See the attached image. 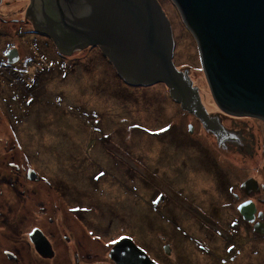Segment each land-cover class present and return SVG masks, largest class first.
Listing matches in <instances>:
<instances>
[{
    "label": "rangeland",
    "instance_id": "rangeland-1",
    "mask_svg": "<svg viewBox=\"0 0 264 264\" xmlns=\"http://www.w3.org/2000/svg\"><path fill=\"white\" fill-rule=\"evenodd\" d=\"M7 2H10V0H0V3H2L0 15L6 17L11 6L14 15L19 13L21 8L24 11L22 14L25 15L23 19L26 21L22 23L20 30L18 26L14 27L9 21L5 25H0V30L3 32V35L0 36V53L9 50L7 57H0V128L6 130L4 135L0 131V264H57L56 261H52L55 254L53 253L50 256L47 250L48 256L39 250L41 255L47 257V261L36 263L34 260L38 261L35 256L37 253L33 250H27V255L31 257V260L28 257L25 258V250L21 249L19 245L20 241H23L21 225L24 224V227L30 230L31 227L39 225V219L42 215L53 218L56 214H59L57 211L60 210L61 218L65 213H74L75 215L71 219L84 227L87 220L93 218L91 210L93 205L91 207L88 205L94 204V202L99 203L96 205V211L99 214L101 208L107 203L104 210L111 214L110 217L106 218L108 222L115 220V215L120 210L123 202H128L131 199L139 210L144 209L146 204H149L147 202L149 185L138 174L135 177L141 181L140 189L146 196L142 200L130 196L124 188L118 189L117 187L107 186L109 183L107 175L95 182L102 186V189L96 188L94 191H89V193L84 189L80 193L73 192V188H84L87 186L86 184H90L88 178L84 177L82 173L85 172L88 175L89 170L93 168L97 172L96 176H102L104 172L100 168L111 167V163L103 156L99 161H94L91 154L84 151L79 155L81 170L78 171L74 166L72 168L69 165L68 159L73 162L74 160L72 156H69L68 140L73 137L70 131H76L71 126H69V129L67 127L66 123H72L70 118L64 117L65 124H59L60 119H62L60 112H48L46 109L36 107L41 103L39 99L43 98L40 96L42 93L44 98L53 99L56 104L61 105L65 110L67 104L79 106L82 98L84 102L87 101L89 108H98L99 112H102L105 117L95 124L91 130L95 137L103 132L110 135L113 133L112 138L105 142L106 147L109 144H116L117 137L121 135L135 133L134 130L129 129L126 132V127L130 126L131 122L138 121L144 130L139 132L140 138L133 144L136 150L128 146L127 140H125V144H120L117 147L125 152L124 148H126L131 151L130 155L132 157L135 158L136 156L137 160L147 162L148 169L151 171L156 170V172H153L154 175L159 174L158 178H155L154 184L164 190L168 187L166 184L170 182L175 191L181 192L178 193V196L183 200L169 194L171 197L185 205L189 203L192 207L201 209L208 220L214 217L218 219L211 212L204 213L205 209H211L213 205H216L215 201L219 200V193L212 177L193 172L192 167L193 162H196V153L191 147L194 145L185 143L184 147H180L179 151L175 152L177 147L165 148V143L159 144L152 141L149 134L150 132H160L162 124H149L144 115L152 109L156 113H161L163 110L168 112L170 102L173 103L168 87L160 83L143 89L128 88L129 94L125 91L118 92L120 86H126L117 78L115 71L108 66L105 68V75L101 76L106 58L102 55V52L101 55L95 51L90 52L97 49L101 50L99 47H89V50H82L69 56L63 55L54 40L48 38L45 35L47 33L43 32L45 34H41V31L34 30L31 21L26 18L31 0H18L19 3L11 4L10 7L6 5ZM159 2L172 26L175 42V66L187 70L193 82H195L194 86L201 90L203 107L206 109L210 121H213L216 117L223 125L225 124L231 129L228 130L229 132L239 137L237 143L229 147V151H222L219 150V144L214 133H209L205 129L206 127H202L200 130L196 127L197 133L194 141L203 140L205 144L206 142L212 143L210 154L213 161L223 171H229L232 178L233 176L241 179L254 178L262 180V184H264V121L247 115L225 116L219 110L212 98L204 74L201 51L196 37L188 29L173 0H159ZM9 17L18 16H12L10 13L7 19H10ZM27 20L30 23H27ZM13 51L20 53L21 61L17 65L18 70L6 69V65L12 61L8 58L10 54H16ZM28 55L29 57L24 59ZM3 61H6L7 64ZM16 62L17 58L15 57L12 63ZM61 75L66 77L65 81H60ZM93 87L101 92L96 93ZM208 109L211 111L210 113ZM219 111L221 113H217ZM188 112L192 114L190 111ZM123 116H126L127 119L123 120L121 124H117L116 121L108 122L111 119H121ZM202 121H200L201 124ZM51 123L52 125H50ZM118 125L123 127L122 131H119L121 127H118ZM207 129L212 130L208 127ZM90 135L91 132H88L84 136ZM139 141L144 146H138ZM87 144L90 149L103 143L87 141ZM258 144L260 148L256 150ZM147 147H154L151 154L146 153L145 149ZM111 149L119 154L123 153L118 152L114 147H111ZM156 149L162 155V158H159L160 164L155 162ZM169 150L171 151L168 155ZM237 150H240L241 153L239 154ZM13 156L16 157L18 163L16 164L20 167L19 169L8 165L9 161L13 160ZM64 156L67 158H64ZM27 165L38 170V173L42 174V180L40 184L37 182L39 185L36 187L39 197H26L25 199H28L26 203L19 201L15 196L16 194L13 193L15 191L12 188H19V185L16 186L18 183L13 186L12 182H8L6 178H16V173L13 174L14 170L16 172L17 170L21 171L22 166ZM166 166L169 167L168 173L165 171ZM72 174L73 186L65 185L63 180H69ZM174 174H178V179L173 178ZM116 175L118 178L124 176L118 173ZM226 176L224 174L222 178ZM144 178L148 179L147 175L144 174ZM47 180H55V183L49 184ZM233 182L236 181L233 180ZM235 193L240 194L237 190H235ZM245 193L249 198H252L254 192L247 190ZM229 194L232 196V193L229 192ZM260 197L264 199V196ZM241 199L243 198L239 197L237 200ZM237 203L239 202L235 201V206ZM156 205H159L158 201ZM247 207L248 205H241V213ZM160 208L162 209V206ZM156 209L160 210L159 208ZM261 210L263 211L264 207ZM149 212L148 210L147 214ZM237 216V214L231 218H225L224 216V219L230 222ZM116 225L115 220L113 228L99 232L95 238L102 239L103 244H108L112 240L116 242L125 236L136 237L134 232L122 225ZM232 230L229 227L228 231L231 232ZM206 234L207 230L199 240H204ZM142 236L148 237L146 234H142ZM95 238L91 231L84 230L82 241L87 248V252L90 251L100 257L91 264H104L105 260L101 258L100 249L94 247ZM211 243L215 245L212 240L208 242L209 245ZM221 248L224 247L221 245ZM15 249H19L20 255L12 252ZM201 258L208 264L207 259ZM231 262L232 264H264V237H253L244 240L241 249L233 254ZM226 264H229V261H226Z\"/></svg>",
    "mask_w": 264,
    "mask_h": 264
},
{
    "label": "flooded vegetation",
    "instance_id": "flooded-vegetation-1",
    "mask_svg": "<svg viewBox=\"0 0 264 264\" xmlns=\"http://www.w3.org/2000/svg\"><path fill=\"white\" fill-rule=\"evenodd\" d=\"M34 1L35 0H31V12L33 6L35 5ZM28 16L30 17L29 12ZM46 17L50 18L49 20H47L48 23L51 22L50 20H55L52 19L50 15ZM30 19L33 28L35 27V29L37 30V27L39 26L43 29L40 30L41 34H45L43 32H47V28L44 25L45 20H43L40 15L32 16ZM24 21L26 20H14L12 24L14 27L18 26L20 30V26ZM0 22L5 25V20H3L2 18H0ZM40 22H42V24H39ZM27 23H30V21L27 20ZM26 25L27 24L25 23V26ZM2 35L3 32H0V36ZM45 35H47L48 38L52 39L51 35L48 32ZM88 48L89 47H86V44L82 46L83 50H89ZM8 51L0 53V57H7ZM94 51L101 55L98 49L92 50L90 52ZM17 54L18 56H20V53ZM20 61L21 57L15 64L16 69L10 68L9 65H6V69L18 70L17 65ZM5 63L7 64L6 61ZM106 66L114 70V67L110 64V62L105 59V64L103 65L104 70L102 71L101 76L105 75ZM19 74L24 75L23 73ZM65 80L66 77L64 75H61L60 81ZM128 88L132 87H126V89ZM94 90L98 94L101 92L96 90L95 88ZM120 91H125L127 94H129L128 91L125 90L122 86L118 88V92ZM169 95L171 100L173 101V104L176 106V112L174 114H176L177 112L178 114L170 115L165 110H163L161 113H156L154 109L148 111V113L144 116L147 118L149 124H162V126H160L162 128L160 132H150L149 134L151 135L152 141L158 142L159 144L165 143V148L171 149L172 147H177L175 152H178L180 147H184L185 143H187V145H194L193 147H191L196 153V162H193L192 167L193 172L203 173L204 175L212 177L215 180L216 190L219 193L218 199L220 201L216 200V205H213L211 209H205L204 213L211 212L214 216L218 217V219L214 217L208 220L202 213L201 209H196V207H192V205L189 203L185 205L182 202L171 197L169 194L175 195L179 200L182 199L178 196V193L181 192L175 191L173 185L171 186L170 182L166 184L168 187L163 190L160 187L156 186L153 182L145 179L128 163L120 159L115 154V152L110 149L109 146H105V140L103 139L104 132L98 137H95L91 130V128L95 126V118L93 113H97L98 121L103 118V115L100 114L98 108H89L87 101L84 102L82 98L81 104L79 106L67 104V109L65 110L61 105L56 104L53 99L44 98V94L42 93L40 96L43 98L39 99L41 103H39V106L36 105L37 108L46 109L48 112H60L62 114L60 116L63 119H60V125L65 124L64 117L70 118V120L72 121V123H66L68 129L69 126H71L76 131H70L73 137L71 140H68L67 145V147L70 149L69 156H72L74 160L73 162L68 159L69 165L72 168L74 166L76 170H81L79 155L84 151L89 152L91 154V158L94 161H99L103 156L110 163H115L117 165L115 170H112L110 167L100 168V170L104 172L102 176H96L97 172L93 170V168L89 170L88 175L85 174V172H81L84 177L86 176L88 178L90 184H86L87 186H85L84 188H73V192L80 193V191L84 189V191H87V193H89V191H94V189L96 188L102 189V186H99L95 182L102 179L103 176L107 175V179L109 182L107 186L124 188L125 190H127L130 196L142 200L146 196L140 189L141 181L137 180L135 177V175L138 174L140 178L144 179L149 185L147 202L151 205L146 204L144 209L139 210L137 209L135 202L131 199L128 202H123V204L121 205V209L115 215L116 224L129 228L130 231L135 233L136 237L125 236L117 240L116 242L115 240H112L108 244H103L101 242L102 239L98 240L95 238L99 232L101 233V231L105 229L109 230L113 228L115 224V220L111 222L106 221V218L111 216V214L104 210V206L106 205V203L103 208H101L100 214L98 213V211H96V205H98L99 203L97 204L93 201L94 204L88 205L90 207L93 205L91 208L93 218L88 219L84 227H82L78 222L71 219L72 216L75 215L74 213H65L61 218L60 210L57 211L59 214H56L53 218L42 215V217L39 219V225L31 227L30 230L27 227L25 228L24 224L21 225L23 241H20L19 245L21 249L25 250V258L28 257L31 260V257L27 255V250H33L37 253L35 256L37 257L38 261L34 259L33 260L36 263L44 262L47 261V257L41 255L40 251L47 256V251H49L50 256H52L53 253L55 254V256L53 255L52 261H56L55 263L57 264H86V262L88 261L89 262L87 264L94 263L98 259H100V257L96 254H92L90 251L88 253L87 248L82 241L84 230H89L93 233V236L95 238L94 247L96 246L100 249L101 258L105 260L104 264H118L110 256V254L113 247L124 238L131 239L139 248L144 250L154 264H206L201 257L207 259L208 264H226V261H229V264H232V256L241 249L244 240L252 239L253 237H264V210H261V208L264 207V199L260 197L264 196V184H262L263 181L258 179H254L255 181H253L257 184H261L260 188H255L253 185L245 186V183L248 179H241L234 176L232 178L229 171H223L221 167H217L218 164L213 161L212 155L210 154L212 143L206 142L205 144L203 140L194 141L197 133L196 127L199 128V130L202 127H206L205 129L209 131V133H214L220 150L225 151L223 149V146L226 143H234L232 139L233 133L223 129L224 125L216 117H214L215 119H213V121H210V118H208L206 122H203L198 117L183 111L181 102L173 99L170 92ZM217 113L221 112L219 111ZM125 119H127V117L123 116L121 119H111V121H116L117 124H121V122H123V120ZM200 121H202V124L200 123ZM131 123V131H135V133L132 134L131 138H140L139 132L143 131L144 129L140 126L138 121ZM210 123L214 125L211 131L207 129ZM50 125H52V123ZM128 126L126 127V130H128ZM118 127L122 126L118 125ZM190 128H192V132L190 131ZM135 129H141V131ZM88 132H91V135L84 136ZM86 140L89 142L103 144L95 145L89 149ZM140 146H144V144L140 143ZM113 147L117 149L118 152H123L122 154L127 159L131 160L134 164L144 169L154 179L158 178V173H156V175L153 174V172H156V170H149V166L141 165L137 161L136 157H132L130 154L122 151L121 148L117 146ZM148 149L153 152L154 147H147L145 149L146 153H148ZM170 151L171 150L168 151V155ZM64 158L67 157L64 156ZM159 158H162V155L161 153H159L158 149H156V164H160ZM16 163V157L13 156L12 163H10L9 166L19 169L20 167L17 165L18 163ZM22 165H24V163H22ZM168 170L169 167L166 166V173H168ZM15 173L17 175L15 176L16 178L13 179L7 177L6 180L8 182H12L11 184L13 186L18 183L16 184V186L19 185V188H12V190L15 191L13 193L16 194L15 196L18 198V200L27 203L28 199L26 200V197H39V193L37 192L36 187L41 183L42 174H39L38 170H35L28 165L22 166L21 171L17 170L16 172V170H14L13 174ZM116 173L123 174V178H118ZM224 174H226L227 176L222 178ZM173 178L178 179V174H174ZM126 180L128 181L124 182ZM233 180H235L236 182H233ZM54 181L55 180H47L49 184L55 183ZM37 182L39 184H37ZM63 182L65 183V185L73 186V174L69 180H63ZM235 190L239 191L240 194H236ZM247 190H252L254 192L252 198H249L245 193V191ZM229 192L232 193V196L229 194ZM258 193L259 195L257 196ZM239 197H242L243 199L237 200ZM234 200L239 202L236 204V206ZM157 201L159 202V205H156ZM241 205H248V209L250 212L249 215H242L240 211ZM161 206L162 209L160 208ZM156 208H159L160 210H157ZM148 210L150 212L147 214ZM42 213L44 214L45 212ZM235 214H237L238 216L230 222H227L224 219V216L225 218H231ZM138 216H140L139 220L136 219ZM229 227L233 229L231 232L228 231ZM206 230L207 234L204 240H199L200 238H202L201 236L205 234ZM142 234H146L148 235V237H143ZM211 240L215 243V245H213L212 243L210 245L208 244V242ZM221 245L224 247L223 249L221 248ZM12 252L20 255L19 249H15V251ZM91 259L92 261L90 262Z\"/></svg>",
    "mask_w": 264,
    "mask_h": 264
},
{
    "label": "water",
    "instance_id": "water-1",
    "mask_svg": "<svg viewBox=\"0 0 264 264\" xmlns=\"http://www.w3.org/2000/svg\"><path fill=\"white\" fill-rule=\"evenodd\" d=\"M173 1L198 41L204 74L219 110L230 116L247 115L264 121V0ZM34 3L26 18L31 21L32 16L40 15L45 20L47 32L61 54L78 53L84 44L99 47L126 84H165L171 97L181 102L187 112L207 121L190 73L174 64L172 26L159 0ZM48 15L55 20L48 23ZM40 30L43 29L38 26ZM15 57L17 52L8 58ZM212 127L210 123L208 128ZM233 145L224 146L228 149ZM250 184L246 182L245 186ZM121 251L134 252L144 264H152L131 239L117 243L110 256L118 264H135L120 255Z\"/></svg>",
    "mask_w": 264,
    "mask_h": 264
},
{
    "label": "bare ground",
    "instance_id": "bare-ground-1",
    "mask_svg": "<svg viewBox=\"0 0 264 264\" xmlns=\"http://www.w3.org/2000/svg\"><path fill=\"white\" fill-rule=\"evenodd\" d=\"M18 0H10V2H7L6 3V5L7 6H9L10 7V5L11 4H16V3H19V2H17ZM22 2V1H21ZM9 3V4H8ZM1 5H2V3H0V7H1ZM24 11L20 8V12L19 13H17L16 15H14V13H13V7L11 6L10 8H9V11H8V13H7V15H6V17H4L3 15H0V18H2L3 20H5V22H4V24H7L8 23V21L9 22H11V23H13L14 22V20H16V21H18L19 19H23L24 17H25V15H23L22 13H23ZM11 13V15L12 16H18V17H9L10 19H7V17H8V15ZM20 16H23V17H20ZM169 19V18H168ZM170 21V20H169ZM1 24H3L2 22H0V25ZM2 30H0V32H1ZM29 57V55L27 56V57H25L24 59H27ZM17 61L19 60V56H18V54H17ZM1 60V59H0ZM13 61V60H12ZM12 61H11V63L10 64H7V65H9V67L10 68H15V64L17 63H12ZM5 62V61H4ZM194 84H195V82H194ZM198 90V89H197ZM201 90H198V92H199V98H200V102H201V104H202V106H203V101H202V98H201V92H200ZM210 94V93H209ZM211 95V94H210ZM205 111H206V109H205ZM176 112V106L172 103V102H170V105L168 106V114H174ZM207 112V111H206ZM208 112L210 113L211 111L208 109ZM224 128L228 131V130H231L229 127H227L225 124H224ZM0 131H1V133H2V135H4V134H6V130L4 129V128H0ZM233 136V138H234V143L236 144L237 143V141L239 140V137L238 136H236V135H232ZM224 148V150L225 151H229V149L230 148H226L225 146H223ZM259 144H258V146H257V148H256V150H259ZM220 150V149H219ZM148 151V154H151L152 152H151V150L150 149H148L147 150ZM237 152L240 154L241 153V151L240 150H237ZM252 179V180H251ZM251 179H248L246 182L248 183H251L250 185L252 186H254L255 188H260V186H261V184H257V183H255V182H253V180H254V178H251ZM257 180V179H256ZM255 181V180H254ZM250 214V212H249V210H247V209H244V211H242V215H245V216H247V215H249ZM137 220H139L140 219V216H138L137 218H136ZM143 226H145V225H143ZM125 248H127V249H129L127 246L125 247ZM120 255H122V256H127V258H126V260L127 261H129L130 263H135V264H144L145 263V261L143 260V258H141L140 256H138L137 254H135L134 252H128L127 254H124V251H121V254ZM147 264V263H146Z\"/></svg>",
    "mask_w": 264,
    "mask_h": 264
},
{
    "label": "clouds",
    "instance_id": "clouds-1",
    "mask_svg": "<svg viewBox=\"0 0 264 264\" xmlns=\"http://www.w3.org/2000/svg\"><path fill=\"white\" fill-rule=\"evenodd\" d=\"M99 50V49H98ZM100 51V53L102 52L101 50H99ZM102 55L107 59V61L108 62H110V64L114 67V65L111 63V61L108 59V57H106L105 55H104V53L102 52ZM114 71L116 72L115 74H116V76H117V78L119 79V80H121V82L126 86V87H132L133 88V86H130V85H128V84H126L124 81H123V79L119 76V74L117 73V71H116V69H115V67H114ZM193 81V80H192ZM194 83V82H193ZM125 90H127L126 89V87H124V86H122ZM149 87H153V86H147L146 88H149ZM137 88H143V87H137ZM196 89H198L197 87H195ZM199 90V89H198ZM170 92V91H169ZM126 105V104H125ZM124 105V106H125ZM183 111H185V112H187L184 108H183ZM189 113V112H188ZM100 114H102L103 115V113L101 112ZM208 114V113H207ZM93 115H94V118H95V124H97L99 121L97 120V113L96 112H94L93 113ZM226 115V114H225ZM105 116L103 115V118H104ZM109 121H111V120H108V122ZM124 123H128V122H124ZM122 129H123V127H121V129L119 130V131H122ZM128 129L129 130H131L132 129V125H130V126H128ZM191 129L192 128H190V131H191ZM135 130H139V131H141V129H135ZM106 131H108L107 129H106ZM109 132V131H108ZM126 132H127V130H126ZM192 132V131H191ZM112 135H110L109 133H107V132H104V134H103V139L105 140V142L107 141V140H110L111 138H112V136H113V133H111ZM132 134H134V133H126L125 135H121V136H119V137H117V139H116V144H109V147H110V149H111V147H113V146H120V144H123V143H125V140H127L128 141V145H131L133 142H135L136 140L138 141L139 139L138 138H131V136H132ZM114 152H116V151H114ZM127 152V151H126ZM128 154H130V152H127ZM120 159H122L123 161H125L126 163H128L132 168H134L139 174H141L143 177H144V174L145 175H147V177H148V180L149 181H151V182H153V183H155V179L149 174V173H147L144 169H142V168H140L139 166H137L136 164H134L131 160H129V159H127L123 154H119V153H115ZM136 157V156H135ZM136 159H137V157H136ZM129 177V176H128ZM118 189L120 188V187H117ZM107 204V203H106ZM121 209V208H120ZM124 227V226H123ZM125 228H127V227H125ZM127 229H129V228H127ZM122 240H126V238H124V239H122ZM121 240V241H122ZM129 240V239H128ZM120 242V241H119ZM118 242V243H119ZM134 243V242H133ZM135 244V243H134ZM136 245V244H135ZM141 249V248H140ZM142 250V249H141ZM144 251V250H143ZM145 252V251H144ZM147 255V254H146ZM148 256V255H147ZM149 260H150V258H149ZM151 261V260H150ZM152 262V261H151ZM152 264H154L153 262H152Z\"/></svg>",
    "mask_w": 264,
    "mask_h": 264
},
{
    "label": "trees",
    "instance_id": "trees-1",
    "mask_svg": "<svg viewBox=\"0 0 264 264\" xmlns=\"http://www.w3.org/2000/svg\"><path fill=\"white\" fill-rule=\"evenodd\" d=\"M135 142H133L131 145H128V146H130L133 150L135 149L136 150V147H133V144H134ZM140 141L138 142V146H140ZM123 144H125V143H123ZM127 152H131V151H128V149H126V148H124ZM141 165H144V166H147V162H144V161H142V160H137ZM10 163H12V161H9V164ZM8 164V165H9ZM111 167V169L112 170H115L116 169V167H117V165L115 164V163H111V165H110ZM117 174V173H116Z\"/></svg>",
    "mask_w": 264,
    "mask_h": 264
}]
</instances>
